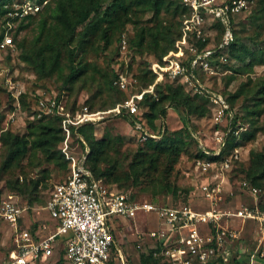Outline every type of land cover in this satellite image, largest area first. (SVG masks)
Listing matches in <instances>:
<instances>
[{
	"label": "trees",
	"instance_id": "trees-1",
	"mask_svg": "<svg viewBox=\"0 0 264 264\" xmlns=\"http://www.w3.org/2000/svg\"><path fill=\"white\" fill-rule=\"evenodd\" d=\"M10 1L11 0H0V18L4 13L3 6ZM145 13H151V17L155 21L150 26L145 25L138 28L136 24H133L134 32L130 35L128 34L126 38L125 51L123 52L124 57H127L128 60L133 59V56L129 54L131 49H134L140 54L143 52L146 54L153 53L155 56L161 57L166 52L174 49V42L181 34L180 29L182 20L187 17L189 13L187 7L175 3L173 0H47L44 6L34 15L28 18L24 17L17 21L10 34L13 46H17L19 49L20 58H22L40 78L63 74L62 70L64 67H62L61 64L62 57L59 55V45L63 43L65 45L64 56L67 60L65 63L67 72L63 76L62 84L63 89L69 90L68 86L75 79L86 74L88 64L84 61L83 57L95 40L101 43V49L105 50L112 43L111 38L114 35L117 36L114 58L111 60V63L112 61H114L115 64L120 62L121 66H123L124 57L118 58L121 52V36L125 33L127 24L133 23L132 21L134 19L142 17ZM256 14H259L258 17H261L264 21V0H252V6L249 10H243L231 18L234 39L227 47L226 59H234L235 61L241 62L239 66L227 68L228 66H225L226 64L224 61L220 59L221 52L217 49V45L221 39L223 26L218 19H212L211 17L206 19L205 29L213 27L211 29L213 33L212 36L211 34L206 36L204 40L197 39L194 42L196 51L202 52L206 49H213L214 51L210 58L214 60L215 64L218 63L225 69H232L237 75L244 74L254 65L264 64L263 38V46L260 48H254V46L248 47L237 37V31L235 30V22L238 16L254 17V19H256ZM165 15L170 16L164 17ZM74 23L77 26L79 25L80 29H78ZM31 27L36 30L31 42L26 43L24 39H17L21 31ZM1 37L2 28L0 26V38ZM210 40L212 44H210ZM251 41L256 42L255 39H251ZM11 50L12 49L9 47L4 56ZM192 58L193 55L189 53L187 55V60L184 62L186 70H191L209 89L224 96L232 113L230 120L231 131L227 134L225 143L219 154L216 156L206 155L198 145L195 132H193L189 124L190 115L199 118L212 111L209 97L190 94L183 89L179 82L162 81L154 85L153 94H155V97H153L152 93L145 92L141 100L138 101V112L136 114L128 113L132 116L131 123L134 128L135 122L140 123L148 130L149 128L146 125H149L153 130H156V132L153 133H156L158 136L147 138L143 142V147L133 154L129 163V169L126 172H118V159L113 158L110 154L111 150H115L113 142L108 138L96 139L94 137L93 123L87 122L71 127V135H74V138L77 139L85 152V166L93 177L104 178L107 181L115 182L119 186H123L127 181L130 185H137L143 183V178L145 177L143 175L147 174L146 170L152 169L155 171L153 177L150 179L147 178L146 180V188L149 186L152 188V195L157 192H163L170 193L171 196L177 197L178 192L183 191V193L186 194L187 190H178L175 185L169 184V182L162 177V171L164 169L165 174H168V169L172 167V163L176 162L178 156L181 154L182 147L186 143V138H189V140L194 143L196 150L194 154L195 160L207 157L212 161H219L224 156L229 155L233 148L243 146L247 142L253 140L258 131L264 130V124L261 126L257 124V118L264 112V76L257 84L255 83L256 87L249 96V99L252 97L251 100L255 101L254 104L246 108L243 115H240L235 110L233 103L241 94L246 93L248 86L251 84L250 79H248L247 82L240 83L233 92H229L228 95L225 96L223 89L217 88L213 82L208 84L207 81H212L215 78L212 76L213 74H207L199 66L191 68L190 61ZM152 61L153 60L143 61L144 67L141 68L136 75L135 83L127 89H120L117 85L113 84L116 78L114 64L108 68L103 76L106 78L109 90L115 92L116 97L111 101L107 109L113 108L117 103L124 101L132 94L140 93L153 82L155 75L149 68V64ZM2 86L0 87V91L4 89L6 95L12 99L13 96L10 91ZM225 86L227 87V84ZM20 98L23 103L22 97ZM55 98L58 102L62 101V97L58 95H56ZM66 103L67 105L62 103L65 112L74 114L78 111H82L81 109L75 108L76 104L74 100ZM143 105L147 106L145 112L139 111V107ZM85 107L87 108L86 105ZM167 107L183 113L182 128L177 131H169L164 127L163 119L165 118ZM121 114H123V111ZM41 116H50L51 118L43 120ZM40 117L41 118L28 122L27 134L19 135L11 132L9 129L0 132V144L4 149L5 155L1 168L10 167L12 164L18 163L19 159L25 155L29 149L30 151L32 150L33 153L36 151L40 152L44 155L45 161L55 162L59 166L66 168V162L62 159L59 150L56 148L57 143L63 139L60 130L63 116L56 113H42ZM155 120H160L157 126L155 125ZM205 147L211 148L207 144H205ZM161 157L167 159L163 167L159 166ZM238 161L239 160L233 161L228 179L232 177L233 168L238 164ZM100 164L106 165L100 167ZM158 169L160 170L158 171ZM242 171L241 174L239 173L236 176L239 182L245 181L250 187L264 188V152L250 151L249 165L243 168ZM46 178L44 173L35 179L22 182H19L18 178H15L14 182L9 184V191H6L5 194L15 196V199L20 204L27 207V213L30 215L33 210L32 204L37 200L39 192L38 186L44 183ZM118 190L126 192L129 198H136L128 189ZM3 195L4 194H0V198L3 197ZM20 196L26 200H23ZM149 201L159 204V202L155 200ZM257 201L258 208L264 210V203H261L260 197H258ZM162 204L176 207L180 205H189L191 203L186 195H184L181 200L175 199L170 202L163 201ZM19 224H21V220ZM39 225L40 221L33 220V229L37 228ZM233 241L228 243L227 247L220 255L197 264H248L249 251L243 250L239 252L237 249L241 242L240 239ZM134 242L135 245H140L137 248L138 264H171L168 257L162 255L153 256L152 252L155 250L159 251L160 245L148 242L147 238L142 239V241L135 239ZM63 245L64 240L60 241L58 245V253L61 252L60 247ZM10 249L11 240L6 255ZM123 260L124 263L120 261L116 246L114 245L110 252L108 264L129 263L128 258L124 255ZM261 262L264 263L262 258L257 264ZM49 264H62V262L61 259H58L56 262Z\"/></svg>",
	"mask_w": 264,
	"mask_h": 264
},
{
	"label": "built area",
	"instance_id": "built-area-1",
	"mask_svg": "<svg viewBox=\"0 0 264 264\" xmlns=\"http://www.w3.org/2000/svg\"><path fill=\"white\" fill-rule=\"evenodd\" d=\"M47 0H11L3 6L4 13L0 18L2 37L0 38V56L3 51L13 46L11 31L20 19L30 17L38 12ZM187 7L188 16L182 20L181 34L175 40L174 49L166 52L159 59L149 64L155 75L153 82L140 93L132 94L124 101L117 103L108 112L119 114L125 110L129 114L138 112V101L145 92L153 94L156 83L162 81H184L189 84L193 94L207 96L212 107V123L215 127L212 140L213 148L199 144L208 156H216L221 151L227 134L231 131L232 113L225 98L203 85L197 76L184 65L187 60L185 51L193 55L191 68L195 66L209 74H214L210 65L213 49L197 52L194 42L204 40V24L208 17L218 19L223 26L221 39L217 49L221 52L220 59L226 61V50L233 41L231 18L243 10L249 9L252 0H178ZM126 38L120 39L121 52L125 50ZM116 78L113 84L120 89L133 86L135 78H129L115 67ZM3 71L0 72V78ZM5 75V74H3ZM12 95L19 91L9 77L3 79ZM36 103L41 113L62 115L60 130L62 152L68 162V174L62 181L53 184L44 205L52 225L41 223L33 229L32 225H23V217L27 215V207L20 204L11 194L0 198V217L8 226L11 249L2 264H49L61 259L62 264H108L110 252L115 245L122 263L123 254L116 245L114 231L117 228L132 230L136 228L132 220L139 214L154 213L158 219L155 229L146 231L134 230L137 240L145 237L152 244L160 245L159 251L153 256L168 257L171 264H197L220 255L228 243L240 239V229L230 225V219L250 220L255 223L257 236L255 247L249 251L248 264H257L264 257L261 242L264 240V210L258 208L257 199L264 203V188L250 187L240 181L238 188L253 197L251 205L241 204L230 207L222 204L224 195L231 194L226 190L229 184L228 172L234 160L240 159V147L219 161L207 157L194 161V168L201 179L198 181L199 198L206 201V207L195 209L189 205L171 206L155 204L147 199L129 198L127 193L105 183L102 178H95L85 166V152L71 153V127L92 122L95 113H89L84 106L82 111L74 114L64 111V106L55 96L39 94ZM100 113V112H99ZM97 113V114H99ZM222 127V128H221ZM138 140L158 135L135 122ZM241 130V128H240ZM236 133V132H235ZM229 175V174H228ZM122 217L127 219L125 225L114 221ZM21 220V224L19 221ZM225 225L221 226L220 221ZM120 228V229H121ZM63 238L64 245L58 253L57 240ZM140 245L136 244V248Z\"/></svg>",
	"mask_w": 264,
	"mask_h": 264
},
{
	"label": "rangeland",
	"instance_id": "rangeland-1",
	"mask_svg": "<svg viewBox=\"0 0 264 264\" xmlns=\"http://www.w3.org/2000/svg\"><path fill=\"white\" fill-rule=\"evenodd\" d=\"M173 1L181 5L178 0ZM251 6L252 4L250 7ZM169 16L170 15H165L164 17ZM255 16L258 17L259 14H256ZM257 17L254 19V17L238 16L237 21L235 22L237 37L241 39L248 47L254 46V48H260L263 46L262 38L264 40V21L261 19V17ZM154 21L155 20L151 17V13H145L142 17L134 19L132 21L133 23L127 24L125 27V33L122 35L127 38L128 34L130 35L132 32H134L133 24H136L138 28L145 25L150 26L154 23ZM75 26L80 29L79 25L77 26L75 24ZM205 26L206 23L204 24V38H206V36L209 34L212 36L213 31L211 29L213 27L205 29ZM35 33L36 30L34 28H27L20 32L17 39H24L26 43H29L34 38ZM116 37L117 36L114 35L111 38L112 43L105 50L101 49V43H99L97 40L92 43L83 57L84 61L88 64L87 72L80 78L75 79L68 86L69 90L63 89L62 84L63 76L67 72V68L65 67L67 60L64 56L65 45L63 43H60L59 45V55L62 57L61 64L62 67H64L62 70L63 74L58 76L54 75L52 77H38L34 70L29 65H27L22 58H20L19 49L17 46L10 47L12 50L7 54L8 57L7 55H4L9 48L3 51L0 56V72L3 71V74L5 75H1L0 87L3 85L6 90H8L7 86L3 83V79L6 76L11 79L19 91L15 92V95H12L13 100L6 95V91L4 89L0 91V132L9 129L11 132L17 133L19 135L27 134L28 122L42 117H40L42 113L39 111L36 103V98L39 94L42 96L58 95L59 97H62L61 102L65 105H67L66 102L74 100L76 109L82 110L86 105L87 111L89 113L96 114L93 116L94 119L91 122L94 126V137L96 139L108 138L113 142V147L115 150H111L110 154L113 156V158L118 159V172H126L129 169V163L133 154L138 152L143 147V142H140L137 135L135 134L133 124L131 123L132 116H130L124 110L123 114L119 113L121 115L108 112L109 109L107 108L109 107L111 101L116 97V94L115 92L109 90L106 83V78L103 76V74L108 70L109 67H111L112 64H114L115 67L119 66V69L129 78H135L140 69L144 67V60H156L160 57L155 56L153 53L146 54L143 52L140 54L134 49H131L129 54L133 56L132 60H128L127 57H124V50L122 53L120 52V55L118 56V58L124 57L123 66H121L120 62L115 64L114 61H112L111 63V60L114 58V52L117 44ZM251 39H255L256 42H252ZM209 42L212 44L211 40ZM190 43H194V41L191 40ZM185 54H189L187 50L185 51ZM224 63L226 64L225 66H228L227 68H234L241 64V62L235 61L234 59L224 61ZM210 65L215 71V73L212 75L215 78L212 81L207 82L208 84L213 82L217 88L223 89L225 96H227L229 92H233L240 83L247 82V80L250 79L251 84L248 86L246 93L241 94L233 103V106L238 114L243 115L245 109L253 105L255 102L254 100H251L252 97L249 99V96L256 87L255 83L257 84L264 76V64L254 65L247 72L240 75L234 73L232 69H225L218 63L215 64L213 59L210 60ZM172 82H179L186 92L193 94L189 84L185 83L184 81L177 80ZM226 84L227 87L225 86ZM20 97H22L23 103ZM153 97H155V94H153ZM146 110V105L139 107V111L141 112H145ZM182 116L183 113L181 111H175L174 109L167 107L166 115L163 119L164 127L169 131L179 130L182 128ZM50 118V116L42 117L43 120H48ZM257 119V124L260 126L264 124V112ZM154 122L157 126L160 120H155ZM212 122V111L199 118L193 115L189 116V124L193 129V132H195V138L198 141V145L200 143H205L211 148L214 147V142L211 137L215 127ZM146 126L150 131L156 132V130H153L149 125ZM70 142L72 154L76 155L80 154V152H84L77 139L74 138V135H71ZM56 148L59 150L62 159L66 162V168L59 166L55 162L45 161L44 155L37 151L33 153L32 150L30 151V149L19 159L18 163L12 164L10 167L1 168L2 162L5 159V155L4 149L0 144V194H4L3 196L6 195L5 192L9 191V184L13 183L15 178H18L19 182H22L29 179H35L38 176L43 175V173L46 175L47 178L45 179L44 183H41L38 186L39 192L37 195V200L32 204V215L27 214V216L31 217L30 219L40 218L41 222H44L45 224H50V222L43 207L52 189V186L54 183L65 179L68 174V162L62 152L61 141L57 143ZM250 151L264 152V130L258 131L253 140L240 147V159L238 164L233 168L232 177L229 179L230 185L226 188V190H230L232 193H226L223 196L224 200L222 204L227 205L231 203V205L233 204L234 206H238L240 204L251 205L253 202L252 196L239 190V181L236 178L237 174H241L243 172V168H246L249 165ZM195 152L196 150L194 143L189 140V138H186V143L182 147L181 154L178 156L176 162L172 163V167L168 169V174H165L164 169L162 171V177L164 180L166 179L169 184L175 185L178 190H187L186 194H184L183 191L178 192L177 197L171 196L170 193L163 192H157L156 194L152 195V188L150 186L146 188L147 178L150 179L153 177V173L155 172L152 169L146 170L147 174L143 175L145 176L143 178V183L137 185H130L127 181L125 184H123V186H119L115 182L107 181L104 178L102 179L107 184L118 189L130 190L138 199L155 200L159 203H163V201L170 202L171 200L175 199L181 200L182 196L186 195L193 208L203 209V207H206L207 204L204 199L201 197L199 198L197 191L198 181L201 179V176L196 173L194 168ZM160 160L161 162L159 166L163 167L166 164L167 159L161 157ZM105 165L106 164H100V167ZM159 170L160 169H158V171ZM230 172H228V174H230ZM13 197L15 198V196ZM20 197L23 200H26L22 196ZM112 220L115 223V227L118 225V223L125 225L127 222V219L122 217H119L117 220L110 219L109 221L111 222ZM229 223H231L232 227L240 229V248L246 245L247 250L250 251L253 249L256 243L255 239L253 238L257 236L254 223L250 220H244L241 222L239 219H230ZM26 224L28 225V223ZM135 224L136 228L132 230L117 228L114 231L116 236V245L122 251L123 255L128 258V264L137 263V248L134 242L136 236L134 230L138 229L139 231H146L147 228L155 229L158 226V219L154 213L139 214L135 218ZM220 225L224 226L225 221L221 220ZM8 229L9 228L7 224L0 219V264H2L6 259V252L10 245ZM61 239L63 238H59L55 244L57 248L60 241H62ZM262 259L264 260V257Z\"/></svg>",
	"mask_w": 264,
	"mask_h": 264
},
{
	"label": "crops",
	"instance_id": "crops-1",
	"mask_svg": "<svg viewBox=\"0 0 264 264\" xmlns=\"http://www.w3.org/2000/svg\"><path fill=\"white\" fill-rule=\"evenodd\" d=\"M134 127V126H133ZM134 131H135V134L137 135V137H138V133H137V131H136V129L134 128ZM201 178H203V177H201ZM229 185H230V183L229 184H227L226 186L227 187H229ZM253 200V199H252ZM228 206H230V207H237L236 205L234 206L233 204L231 205V203H229V204H227ZM241 205V204H240ZM239 206V205H238ZM204 208V207H203ZM48 217V216H47ZM137 217V216H136ZM135 217V218H136ZM31 217H29V216H27V215H25L24 217H23V221H22V224L23 225H27L26 223H28V225H32V222H33V220H35V221H40V224L41 223H44V222H41V220H40V218H32L33 220H31L30 219ZM135 218L132 220V222H133V224H135ZM48 220H49V222H50V224H48L49 226L50 225H52L53 223H54V221L53 220H51L50 218H48ZM143 225V224H142ZM230 225H231V223H230ZM135 226H136V224H135ZM121 228V227H120ZM123 228V227H122ZM121 228V229H122ZM148 229V228H147ZM9 235H10V233H9ZM146 238V237H145ZM253 239H255V238H253ZM148 240V239H147ZM149 241V240H148ZM261 247H262V250H263V252H264V240L261 242V245H260ZM239 252H242L243 250H246V251H249V250H247V247H246V245L245 246H242L241 248H240V244H239V248L237 249ZM264 261V260H263ZM136 264H138V261H137V263ZM260 264H264L263 262H261Z\"/></svg>",
	"mask_w": 264,
	"mask_h": 264
}]
</instances>
